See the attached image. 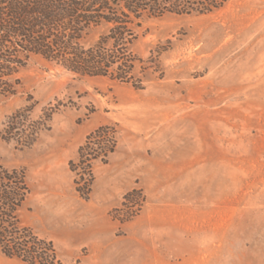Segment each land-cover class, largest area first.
<instances>
[{
  "label": "rangeland",
  "instance_id": "obj_1",
  "mask_svg": "<svg viewBox=\"0 0 264 264\" xmlns=\"http://www.w3.org/2000/svg\"><path fill=\"white\" fill-rule=\"evenodd\" d=\"M132 51L143 89L34 57L0 96V131L26 105L34 121L54 111L29 148L0 136L30 188L22 223L61 264H264V0L145 17ZM104 126L116 147L83 200L68 164Z\"/></svg>",
  "mask_w": 264,
  "mask_h": 264
},
{
  "label": "trees",
  "instance_id": "obj_2",
  "mask_svg": "<svg viewBox=\"0 0 264 264\" xmlns=\"http://www.w3.org/2000/svg\"><path fill=\"white\" fill-rule=\"evenodd\" d=\"M227 0H0V96L11 97L21 87L19 72L39 57L80 77H106L143 89L136 77L144 61L132 51L145 17L206 15ZM105 27L86 45L89 33ZM29 104L7 118L1 139L29 148L48 129L53 110L31 120ZM47 111V110H46ZM45 111V112H46ZM116 147L115 133L104 126L89 133L78 148L69 171L78 196L87 200L94 181L92 166L105 163ZM30 195L23 168H10L0 158V252L24 264H61L54 244L21 221ZM130 194L124 197L129 198Z\"/></svg>",
  "mask_w": 264,
  "mask_h": 264
}]
</instances>
